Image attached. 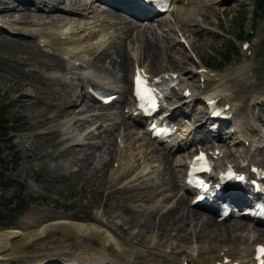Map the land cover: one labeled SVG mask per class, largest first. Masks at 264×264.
I'll return each instance as SVG.
<instances>
[{
    "label": "rangeland",
    "instance_id": "1",
    "mask_svg": "<svg viewBox=\"0 0 264 264\" xmlns=\"http://www.w3.org/2000/svg\"><path fill=\"white\" fill-rule=\"evenodd\" d=\"M195 2L198 13L193 16L191 21H188L189 23L187 22L188 24L185 26V31L183 32L181 30L182 33H184V35L187 37V40H192L193 38L194 44L191 47H186L182 44L178 45V34L171 30V25L168 21L161 20L162 23L160 24H150V27L153 28L154 26V28H156L159 33L164 31L162 33L167 38L166 41L169 42V50L167 49L171 58L169 62L166 61L168 59L167 57L165 58V51L163 50L164 47L162 46V43L159 44L158 38L156 41H153V39L148 40L147 36H152V34H149L148 32H144L142 34L143 40L145 39L150 44L158 46L159 50H161L156 60V70L158 71H153L149 66V72L155 75L160 74L162 70L190 74L191 70L196 72V69L200 68L201 65H216L220 62L221 57L223 56L222 54L225 52L228 43L233 42L236 44V47L239 50V55L236 57V66L229 68L227 71L235 69V67H245L246 70L244 73L242 72L240 74L237 71V75L235 73L232 75L233 77L229 82L231 98L235 104H247L249 108L244 111V115L247 117L249 122L255 121L257 119V126L263 127L264 124L259 122L260 120L264 121V115L259 112L264 111V13L260 15L261 17L254 24L252 0H229V2L227 1L229 4L226 5H223L224 0H208L206 1V5H203L205 0H195ZM34 7L35 6L30 5L29 10L33 14L35 13V15H39L36 20H40L43 18V16H47V21H51L58 15L65 16L68 19L70 18V21L75 19L74 22L76 23L78 20H88V18L81 15L70 17L68 16V13L64 11L63 12L65 14L58 12L54 15L52 13V15H48L44 12V10H48V6L45 4L40 7V11ZM97 9L100 10V15L103 11V8L97 7ZM243 9L246 10V15L243 29H241L240 24L243 16L241 13H243ZM16 12V15H18L19 13L17 10ZM204 16L205 18L203 19ZM67 21L70 22L69 20ZM129 21L130 20H127V22ZM116 23L118 22H114L112 24L106 22L103 24V28L97 27L96 30L100 29V31L104 30L106 33L115 34V38H118L116 36H119V40L114 42V46L120 50L117 55L120 56L119 53H121L129 60V62H131L128 54H132V47L134 50L140 44L135 38L138 33L134 32L132 37H134L135 40L133 39L134 41L128 42L125 40L127 35L122 34V31H120V28H123L124 26L120 27V24ZM122 24L124 25V23ZM47 25L48 26L44 27L41 26L42 31H47L48 28L55 29L53 28L55 25ZM97 26H99V22L97 23ZM19 27L24 30L26 29L27 31L32 29L31 26L28 27L27 25H21ZM178 27L181 29L180 24H178ZM131 28L133 30L134 26ZM143 29L144 28L140 27V30ZM186 30L189 32H186ZM242 30L244 31V36H249L247 42H240L238 40L239 36L242 35ZM100 31H96V35H101ZM109 37H111V35L107 36V38ZM10 38L6 37L7 40ZM21 38L23 39L24 43L26 42V44L32 45L36 49L37 54H35V56L29 57V55L14 53V51L5 44L4 37L0 36V98L5 99L3 102H1L2 104L4 103L5 105H9L11 107V120L18 123L17 127L15 128L16 130L14 131L15 133L13 134L15 138V147L17 151L20 152L17 167H14V163L11 164L7 174L5 175L6 179L15 183L16 186H14V189L7 191L4 194L8 199H10L14 193V190L20 189L22 190V197L28 198L29 200L32 199L33 202L35 201V204L31 205L30 210L26 213L25 217L16 221L13 227L7 229L0 227V233L7 231H19L21 234H25L26 231L28 232L35 230L34 232H39L42 228L62 222L61 220H63V222L68 221L71 223L56 225V228L53 226L50 231L46 232L42 240L33 242L23 247L21 246L23 242V234L18 235L19 237L12 240L9 251L3 254V261L0 262V264H6L5 262L7 259H16V257L21 262L20 264H28L29 262H35L46 257L47 258L43 261H47L54 255H65L66 253L71 254V260L78 261L74 257L75 251L79 252L84 247L90 249L87 246L92 248H103L107 242L105 239V233L104 236H87L82 238L77 234L75 229H72L73 223L78 222L83 224H94L100 229L102 228L101 230L104 232L107 231L108 234L111 233L115 236H118L116 239L119 241L121 246L126 249L124 256H127V258L134 257L135 264H158V262L160 263L162 259H165L167 262L173 260V258H176L174 256L176 254H164L165 251L168 250L167 248H172L173 252L175 248L184 245L183 243L186 240L187 241L185 244L187 246H193L195 243H193V239L191 238L192 235L190 236V233H194L196 237H202L204 240H207V247H216L215 245H217L219 242L221 246L227 245L228 249H230L229 247L231 245L228 243L229 237H231L232 233L236 232H227L228 230H225V227L228 226L227 224H224V226L220 225L217 232L209 231L208 228H204V231H199L197 228L198 218H193L194 215H199V217L202 216V219L208 217V215L206 216L199 210H192L189 208V211L191 212V218L193 219H191V222H188L187 219H184L181 224V228L178 230L166 225H164L163 228L156 226L159 219L161 220V214L158 212L156 218V215L150 213L149 208L161 205L163 206V203L159 202H162L164 198H167L170 192H164L165 190H163L161 191L162 194L156 193L158 184L157 182H159V179L157 180L155 178V183L153 182V184L148 182L150 178L154 177V174L146 177L148 184H143L146 189L142 186L141 188L137 187V189L130 190L131 188L124 187L129 183L130 179H115L117 178L116 173L119 169L117 162L118 158L115 160L116 155L109 157L103 154V157L99 158L98 156H100V153L95 154V149L89 148L90 146L81 149H77V147L76 149L79 150L78 153L68 150L70 144L65 142L62 134H60L62 133V130H65L64 124L68 122L67 120L73 119L72 122H74L79 118L85 119L83 116L87 114L92 115L93 113L96 115V111L103 112L102 114H108L109 112L115 111L119 113V115H122V109L118 108L115 110H98V108L93 105L94 107H91L90 113H86L85 110L88 106L86 105L83 107L85 103L77 109L71 107L74 105L73 103L78 101V98L76 97L64 103H60L58 97L64 93H61L59 86L56 83L51 82V79L49 80L46 78V76H66L62 69L56 68L58 61H62V59L57 55L61 52V50H64L63 48L65 46L69 45L62 46V44H57V42L52 41L50 46H47V48L40 47L39 37H37V35L33 34L31 31L23 32ZM245 43H248V49H244ZM48 51H50L52 54H50ZM93 52L95 53V50H93ZM142 57L144 59H142L144 66H148V62L146 61L144 54ZM173 58H176L178 63H173ZM64 63L65 68H69L67 63ZM92 64L95 65V62L93 63L91 59L88 65L91 66ZM178 64H180V66ZM100 65H102V63ZM94 72L100 76V78L108 81L110 80V82H115L121 77V73L118 74L117 72L114 73L113 76L109 73L110 71L95 70ZM132 72L133 70L131 67L130 76L133 75ZM68 76L70 77V75ZM196 77H193L194 83L197 85L196 93L194 94H196L198 98L202 96L205 99L206 96L197 93V90L199 92L201 83L200 77ZM44 78H46L47 81ZM207 80L208 79H206V81ZM70 82L72 83L71 87H77L78 81L76 77H72ZM120 85L122 86L123 83L121 82ZM22 93L26 95L25 98L19 97ZM34 93L42 94L43 102L39 101L38 98H35ZM32 94H34L33 97L29 98L28 96ZM51 103L52 105H50ZM202 104V100L197 102L196 105H194L196 106L194 110L199 109L200 106L202 108ZM253 104H256L254 109L252 108ZM56 105L58 108H54ZM90 106L91 104L89 107ZM65 110L71 112L78 110L83 111L80 114L76 113L66 117L65 115H62ZM60 112H62V114ZM201 118L202 116L199 119ZM191 119L192 118L190 116V120ZM106 120L108 119L100 120L97 126L91 128L95 135H99L100 131L96 129L100 125L103 126V129L100 128V130L105 131L111 129L110 127L108 128L110 122ZM190 123L191 121H189L188 124ZM252 126H254V123ZM117 128L118 127L110 131V135L113 136L110 139L114 143L116 141L117 135L119 134ZM262 130H264V128ZM85 133L86 131H83L82 133L80 132L83 137L85 136ZM99 141V143H101V140ZM93 142L87 141V144H91ZM106 143H104V145H106ZM147 148L148 158H154L157 155V157H159L161 155L156 152L154 148L149 146ZM99 150H101V147ZM104 151L105 150H103V152ZM91 152H93V154H90ZM114 153L116 154V152ZM88 154H90V156L93 155V157L88 156ZM5 158L9 162L13 160L11 156ZM89 158L91 160L90 162L88 161V165L86 164V166H82ZM92 159L95 160L93 161ZM104 159H106L107 164L109 163V166L106 172L107 181L101 184L99 183L100 181L98 178L93 177V179H91V177L93 176L92 173L98 171L100 165L103 163V161H105ZM153 161H155V158ZM160 162L158 163L159 165L161 164ZM146 164L148 165V162ZM158 164L157 166H159ZM78 170H80L79 173L77 172ZM165 170V165L161 164L160 172H162L164 179L166 178L165 180L167 182L172 181V172ZM113 173L116 175L114 176ZM144 180L145 179H143V181ZM177 183L180 184V182L178 180L176 181V187ZM144 192H146L145 195ZM2 195L3 192L0 189V202ZM188 203L189 197L186 200L187 207H189ZM166 205H168L169 210L173 207V204H170L169 202ZM30 214L37 218L32 216L33 219H27L26 216ZM31 215L28 217H31ZM179 215V211L173 209L172 216L178 219L180 217ZM30 224L34 225V227L31 228V226H29ZM231 224L234 223L231 222ZM5 225L7 224L5 223ZM245 227H248V225H245ZM191 229H193V231ZM216 234H218V236L215 240L216 242L213 243L211 240ZM245 239H247V237H245ZM108 244L110 246V250L115 251L116 248L114 245L110 242ZM201 245L198 242L197 246L199 248H205V244ZM66 250L69 252H66ZM206 252L207 250L204 251V258L208 257L205 255ZM207 263L208 261L205 260L204 264Z\"/></svg>",
    "mask_w": 264,
    "mask_h": 264
},
{
    "label": "bare ground",
    "instance_id": "2",
    "mask_svg": "<svg viewBox=\"0 0 264 264\" xmlns=\"http://www.w3.org/2000/svg\"><path fill=\"white\" fill-rule=\"evenodd\" d=\"M17 1L19 2L20 5H18L17 7H11L10 5H8L7 0H0V24H3V22L8 23L7 27L10 28V30L14 34L17 35V37H14V38L9 37L10 38L9 40H7L8 38L6 39V37H8V35L3 34L2 37H4L5 44L7 46H9V48H11L14 51V53L22 54V55H29V57H33V56H35V54H37L36 49L32 45H28V44H26V42L25 43L23 42V39L21 37H22V33L25 31L26 32L31 31L33 34H36L37 37H39V41H42L47 46H50L52 41L57 42V44L58 43L62 44V46L69 45V46H65L63 48L64 50H61V52L59 54H60L61 58L68 60V62L70 63V65H69L70 67L66 69L65 64L63 62L58 61V65L56 68L62 69V71H64L66 73V75H70V77L69 76H68L69 78L66 76H64V77H58V76L52 77V78L57 79V80H52V82L56 83L59 86V88L61 89V93H64L63 95L61 94V96H59L60 98L58 97L60 103H64V102H66L72 98H75V97L77 98V96H78L76 90H74L71 87V85H72L70 82L71 77L74 76L77 79H79V81H82L86 77V74H88L89 77H91V79L94 82L102 80L99 78L100 76H97L96 73H94V75L97 76L99 79H97L93 74L89 73L87 69L77 68L75 65V63L78 62L80 64H83L84 66H87L91 59H92L93 63L95 62V65L92 64L91 66H89V68L93 69L94 71L95 70L110 71L109 73L112 76L116 72L118 74L121 73L120 79H117L118 81L116 80L117 82L116 81H115V83H112V81L109 82L112 84V86H110L109 88H111L114 91L121 93V100H122L123 104L127 103L129 101L128 100V94H131V93H129V91H130L129 85H130L131 67H132V69H134V68L136 69L137 66L140 65L141 67L143 66L142 68L148 69L150 66L153 71L154 70L158 71V70H156V60H157V57H158L159 52L161 50H159L158 46L150 44L145 39L143 40L142 34L144 32H148L149 34L150 33L152 34V36H149L147 34L148 40L153 39V41H156L158 38L159 44L162 43V46L164 47L163 50L165 51V58L167 57V59H168L166 61L169 62V60H171V58L168 54V51H167L168 46H169V42L166 41L167 38L162 33H159L155 29L150 30L147 28H145L144 30L137 29L139 31H137L136 29L132 30L131 26H133V24H131V23L127 24L125 17H123L124 20L120 19L118 17H114V16H112V14L115 16H119V17L121 15L115 14L111 11H108L104 14L99 15V11L95 7L92 6V3L88 2V1H85V0H31L30 1V3H33V5L37 8V10H40V7L43 4L47 5L49 7L50 12L46 11L45 13H47L48 15L49 14L54 15L55 11H58V12H62L63 14H65L64 12H66V13H68V16H70V17L76 16V15H81V16L88 18L87 21H85V20L79 21L78 20L77 23L74 22L75 19H72L70 21V18L68 19L65 16H59V15L56 18H53L51 21H47V16H45V17L43 16V18H41L40 20H36V18H38L39 15H35V13L33 14L29 10L28 5L23 4L24 1L23 2L21 0H17ZM205 1H208V0H205ZM228 2H227V4H228ZM16 10L19 13L18 15H16V13H17ZM196 13H198V11H196L194 9H190V10L185 11V9L183 10V7H181L180 12L177 13L178 16H176L178 23L181 25V29H179L178 26L174 25L172 27V30L177 28L180 31L181 30L185 31V26L189 23V22L187 23L186 20L191 21L193 19V16ZM170 17H172V15L168 16V19ZM204 18H205V16L203 17V19ZM107 19L111 23L112 22L114 23L115 20H122L124 25L122 24L121 21H119L120 22L119 24H120V27H122V26H124V27L120 28V31H122V34L127 35L125 40L128 42H131V41H134L136 38L138 40V43H140L138 45V47L135 48L134 50L132 47V50H131L132 54H130V53L128 54L129 57H130V55H132V58L134 60L133 64L131 62H129V60L123 54L119 53L120 56L117 55L120 50L117 49L116 46H114V42L116 40H119L118 38H120V37L116 36L118 38H115V34L106 33L104 30L100 31L99 28L103 26V24L105 23V21ZM67 20H69L70 22H68ZM98 22H99V26H97ZM47 24L55 25V27H53L55 29L48 28L47 31L46 30L42 31L41 26L42 27L48 26ZM21 25H24V26L27 25L28 27L31 26L32 29L28 30V31L26 29L24 30V29L19 27ZM34 27H36V28H34ZM38 27H40V28H38ZM97 27H99L98 28L99 30H96ZM96 31H100L101 35L100 34H98L99 36L96 35L97 34ZM134 32L138 33V35L135 38L132 37ZM186 32H189V31L186 30ZM108 35H111V37L107 38ZM92 38H94V39H92ZM95 38H97V39H95ZM6 40H7V42H6ZM192 41L193 42H191L189 44H194V40H192ZM48 48H50V47H48ZM130 49H131V47H130ZM93 50H95V53L93 52ZM128 52H129V50H128ZM143 54L146 57V61L148 62V66H144V62H143L144 59L142 57ZM173 59H174L173 63H176L177 59L176 58H173ZM101 63H102V65H100ZM99 65H100V67H99ZM178 65L180 66V64H178ZM245 70L246 69H243L240 67V69H238V72L244 73ZM235 72H236V70L229 72L227 74H224V75H219L218 76V78H220L219 82H213L211 85L207 86V88H205L204 91L200 95L206 96V98H205L206 101H210L213 99V100L218 101L221 104H224V105L228 104L231 100L230 91H229V81H230V78L232 77V74ZM167 73H170V71H163L162 70L161 73L158 75H163V74H167ZM174 73H178V72L174 71ZM178 74H179V79L181 80L180 88L177 92L178 94L183 95L185 90L189 89L190 92H192L190 97L195 98L196 100L197 99H204L202 96L200 98H198V96L196 94H194V93H196V86H197L193 80V77L195 78V76H194L195 72H191L190 74H187V73H184V74L178 73ZM201 77H206V76L202 75ZM25 80H27V79H25ZM121 82L123 83L122 86L120 85ZM104 86H107V85H104ZM190 88L193 90H191ZM57 89H58V87H57ZM197 93H198V91H197ZM34 94H35V96H34L35 98H38L39 101H42V94H36V93H34ZM34 94L29 95L28 97L31 98V97H33ZM19 97L25 98L26 95L24 93H22ZM25 100H27V99H25ZM85 106H86V104H85ZM85 106H83V107H85ZM91 107L92 106H90V107L88 106L87 109L85 110V112L90 113ZM189 107L190 106H187V107H185V109L189 110ZM54 108H58L57 105ZM239 108L240 107H236L235 105H233L231 112H238ZM82 111L78 110V111H72L71 112V111L65 110V112H63V114H62V112H60V113L62 115H65L66 117H69V116L74 115L76 113L80 114ZM198 114L201 115V111H199ZM62 115H61V117H62ZM57 116H59V115H57ZM195 116H196V114L195 115L193 114V117H195ZM83 117L85 119H80L78 117L79 119L74 121V122H72L73 119L67 120L68 122L66 124H64L65 130H62V133H60V134H62V137L64 138L65 142L71 143L72 145H89V144H86L87 141H89V140H101V143H98L97 146L92 147L93 149H95V147H100V146L102 148H104V146H105L104 143L110 141L109 146L106 148V150L104 152L99 150L100 148L98 150H95V154L100 153V156H98L99 158L103 157V153L109 157L112 155H116L114 152L117 151V144L115 142V144H116V146H115L116 148H115L114 147L115 144L112 143L111 139H110L113 137L112 135H110V131H112L114 128L118 127L117 130L120 131L121 128H123V131L125 132V131H128L132 127L131 126L132 124H134L132 118H130L128 121H125L124 120L125 115L120 116L119 113H117V112L108 113L107 115L101 116L99 118L95 117L94 113L92 115L87 114ZM107 118H108V120H106V121H110L108 128L110 127L111 129L105 130V131L100 130V128L103 129L102 128L103 126L100 125L96 129V130L100 131V133H99V135H95L92 132L91 128L97 126L98 122L100 120L107 119ZM106 121H105V123H106ZM83 131H86L84 137L80 134V132L82 133ZM188 131L189 130L184 131L178 136L181 139L180 144H177L176 141H173L170 145H166V146L171 147V148H176L179 146L181 148H186V147L190 146L191 135L193 132H191L188 135ZM252 134H254V136H252ZM55 135H57V134H55ZM235 136H236L235 140L239 141L240 138H243L244 143H245L244 145H246V143H250V147L245 151H243V148H240V150L238 152V154H240V155L236 156V161H234L233 163L236 165L240 164L242 162V159H243L242 155H245L246 156L245 163L246 162H253L256 165L264 167V130L260 129V130H258V132H251V134L243 133V131H236ZM118 137L121 138L122 143H124L126 145V149L123 150L122 152H120V156H119L121 158L119 161L120 168L118 169L117 176H116L117 178H115V179H122V178H125L126 180L130 179L129 183L126 184L124 187L131 188L130 190H134V189H137V187L141 188L144 183L145 184L147 183L146 177L154 174L153 175L154 177L150 178V180H148V182L150 184H153V182L155 183V180H154L155 178L157 180L159 179V182H157L158 184H157V188H156V190H157L156 193L159 194L163 190H165L164 192H170L169 195L167 196V198H164V200L162 202L161 201L159 202V203H163V206L161 205V206L149 208L150 213L156 215V218H157L158 212L161 214V220L159 219L157 225L155 223L156 226H160L163 228L164 225H166V226H169L173 229L178 230L181 228V224L184 221V219H187L188 222H191V219L198 218L197 219V224H198L197 228L199 229V231H202V230L204 231V228H208L209 231L217 232L220 225L224 226V224H227L228 226L225 227L226 228L225 230H228L227 232H236V233L239 232L238 234L232 233L231 237H229L228 243L231 246L229 245L230 249L228 250L229 252L227 251L228 253L226 252V250L228 248L227 245L221 246L220 243L218 242V244L215 245L216 247H214V246L207 247L208 246L207 240H204L202 237L201 238L196 237V235L194 233L193 234L190 233V236L192 235L191 238L193 239V243H195V244H193V246H190V245L187 246L185 244V242L187 241L186 240L183 243L184 245H182L181 247L175 248V250L172 252L173 253L172 255L180 254L181 256H184L186 259L192 258V262H197V264H204V261L206 260L203 257L205 250H207L205 255H209L207 257L208 262L215 259L214 253L219 258V256L222 255L223 252H226V254H225L226 256H228L229 254H233V256L235 258V260H233V263L236 262V263H240V264H252V255L255 251L254 245L258 244L257 242L261 241V240L263 241L262 244H264V232L256 233V228L251 229L249 226L245 227V225L247 226V224H237V223L231 224L230 222L229 223L224 222L222 224H219V223L215 222V220H213L211 217H207L205 219H202V216L199 217V215H194V217L191 218V215H190L191 212L189 211V207H187V204H186L188 193L183 189V187H181V186L176 187V181L181 177V171H182L181 169H183V167H184V163H183L182 159H185V157H179L178 159H176V158H172L170 155L163 154L166 156H162V158H164V159H161V164L165 165V169H166L165 171L171 172L172 167H173L174 168L173 171L175 170V173H177V175L172 174V176H173V177H171L172 181L167 182L165 180L166 178L164 179L162 172H160L161 164L160 165L158 164L160 162V160L158 161V158H160V157H157L158 155L156 157H154L155 161H153L154 158H148V154H147L148 148L147 147L148 146H154V143L148 141L146 130H144L143 132H140V134H138V136H135V133L127 132L125 135L119 134ZM225 144L226 143L223 142V144L220 147L226 153L231 154L232 148L228 145H225ZM77 149L75 147H70L68 150L69 151L72 150L73 152L78 153L79 150H77ZM152 153H153V151H152ZM90 154H93V152H91ZM90 154H88V156H90ZM181 156H184V155H181ZM191 156H192V154H189L188 156H186L188 161L192 160ZM90 157H93V155ZM106 159H104L105 161H103V163L100 165L98 171L94 172L95 174L92 173L93 176L91 177V179H93V177L98 178L100 181L99 183H101V184L104 183L105 181H107L106 172H107L109 163L107 164ZM90 160H91L90 158L87 159L85 164L82 166H86V164L88 163V161L90 162ZM100 162H102V161H100ZM100 162H99V164H100ZM147 162H148V165L146 164ZM219 162L221 164H224V162H222V159H220ZM136 163H137V165H136ZM156 163L159 166H157ZM90 164H92V163H90ZM245 165L246 164H243V166H245ZM72 168H73V166H72ZM62 169H64V168H62ZM113 175H114V173H113ZM143 179H145V180L143 181ZM132 184H135V185H132ZM170 184H172V185H170ZM132 187H136V188H132ZM140 188H138V189H140ZM150 188H152V187H150ZM127 190L130 191L129 189H127ZM136 192H138V191H136ZM145 193L146 192H144V195H145ZM133 197H135V196H133ZM140 198H142V197H140ZM133 200H134V198H133ZM147 201H149V200H147ZM168 202L170 204L171 203L173 204V207L170 209L172 212H173V209L179 211L180 217L179 218L177 217L178 219H176L172 216V212L168 209L169 204L166 205ZM174 204H175V207H174ZM153 205H154V203H153ZM145 207H146V205H145ZM150 207H151V205H150ZM139 212H141V211H139ZM147 217H149V216H147ZM61 221L62 222H58L54 225H50V226H47L45 228H42L39 232H34L35 230L34 231H28V232L26 231L25 234L22 233L23 235L19 231H7V232L0 233V261L3 260V257H4L3 254L5 252L9 251V249L11 247L12 240L19 237L18 235H22L23 242H22L21 246L23 247V246L29 245L33 242H37V241L42 240V238L46 234V232L50 231L53 226L56 228V225H64V223L65 224L71 223L68 221H65V222H63V220H61ZM190 225H192V224H190ZM230 225H232V226H230ZM29 226H31V228L34 227V225H31V224ZM195 227H196V225H195ZM72 229L73 230L75 229L77 234L80 235L82 238H85L87 236H97V237L102 236V235L104 236V233H105V235H106L105 239L107 240V242L105 243L103 248L102 247L101 248H92L90 246H87L90 249H87L86 247H84L79 252L75 251L74 257L78 261H73V260H71V261L78 263V264H135L134 263V261H135L134 257L127 258V256H124L126 253V251H125L126 249L121 246V244L116 239V236L114 234H111V233L108 234L107 231H106L107 233L104 232L103 230H101L102 228L100 229L99 227L95 226L94 224H83V223H79V222L73 223ZM191 230L193 231V229H191ZM180 232H182V231H180ZM217 236H218V234H216L212 238L211 241L213 243L216 242L215 240L217 239ZM245 237H247V239H245ZM109 242L114 245V247L116 248L115 251L110 250V246L108 244ZM198 242L200 245L205 244V248H199L197 246ZM208 248H210V249H208ZM171 251H172V248H171ZM66 252H69V251L66 250ZM196 256H198L197 259H196ZM175 257H177V256H175ZM5 258H7V257H5ZM48 260H50V259H48ZM222 260L223 259H221V260L217 259V261H214V263L216 264L218 262H222ZM171 261L172 262L170 264H180V262L177 258H173V260H171Z\"/></svg>",
    "mask_w": 264,
    "mask_h": 264
},
{
    "label": "trees",
    "instance_id": "3",
    "mask_svg": "<svg viewBox=\"0 0 264 264\" xmlns=\"http://www.w3.org/2000/svg\"><path fill=\"white\" fill-rule=\"evenodd\" d=\"M256 13L264 12V0H255ZM259 15L256 14L255 21L259 19ZM243 22V21H242ZM240 40H245L244 35L240 36ZM238 54V49L234 44H228L224 55L222 56L223 62L221 66H224L231 62L234 55ZM9 116L7 108L1 107L0 105V169H7V163L3 159V154L7 151H12L13 138H11V129L8 128ZM17 157V155H16ZM15 157V158H16ZM0 187L4 192L10 191L14 188V184L6 180L4 174H0ZM22 190L16 189L11 199L5 197L1 198L0 204V224L2 227H10L14 222L22 215V213L29 206L30 202L28 199L22 197ZM5 223L7 225H5Z\"/></svg>",
    "mask_w": 264,
    "mask_h": 264
},
{
    "label": "snow or ice",
    "instance_id": "4",
    "mask_svg": "<svg viewBox=\"0 0 264 264\" xmlns=\"http://www.w3.org/2000/svg\"><path fill=\"white\" fill-rule=\"evenodd\" d=\"M139 94V93H138ZM198 159H204V155L201 154ZM264 256V246H258L257 247V260L261 261V257ZM261 264H264V261H261Z\"/></svg>",
    "mask_w": 264,
    "mask_h": 264
}]
</instances>
